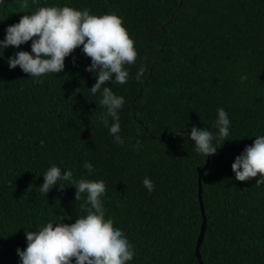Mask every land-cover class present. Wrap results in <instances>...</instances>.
I'll return each mask as SVG.
<instances>
[{"label":"trees","instance_id":"1","mask_svg":"<svg viewBox=\"0 0 264 264\" xmlns=\"http://www.w3.org/2000/svg\"><path fill=\"white\" fill-rule=\"evenodd\" d=\"M39 6L122 18L136 61L125 85L108 86L125 101L118 114L124 143L114 145L101 122L106 110L89 90L96 81L85 71L91 59L82 46L62 73L42 83L7 64L16 52H30V41L0 49V264H19L25 229L70 224L86 214V196L76 200L68 183L40 193L52 165L105 184V219L135 246L130 264H200V175L207 224L202 262L264 264V185L256 186L259 177L237 181L231 167L254 136L264 135V0H40ZM37 7L4 0L0 40ZM221 107L230 135L206 167L209 157L176 131H216ZM145 177L154 182L151 193Z\"/></svg>","mask_w":264,"mask_h":264},{"label":"clouds","instance_id":"2","mask_svg":"<svg viewBox=\"0 0 264 264\" xmlns=\"http://www.w3.org/2000/svg\"><path fill=\"white\" fill-rule=\"evenodd\" d=\"M37 5L31 14L23 15L18 23L5 30L0 49L20 48L31 42V51H18L7 58V64L14 70L19 67L36 83H42L48 74H59L65 70V60L77 48L91 59L85 71L93 74L95 84L89 89L93 96L99 94V106L106 111L101 122L107 129L112 143L122 146L118 114L125 103L123 98L108 86L125 85L129 73L126 70L136 61L133 42L123 26L122 18L115 13L102 16L90 13V10H78L69 6H39L40 0H31ZM4 0H0V5ZM28 6V0H24ZM3 58V56H0ZM75 63V61H74ZM144 69L136 73L135 80L141 82ZM247 76L241 77L243 83ZM231 121L224 108L217 109L215 129L192 126L190 132L176 131L188 135L194 143L197 155L210 157L217 153V144L222 146L230 135ZM254 142L244 148L235 157L232 171L237 181L257 178L256 186L264 185V135H256ZM83 167L89 173L95 169L91 162ZM44 182L38 187L40 193L48 196L53 188H63L64 183L76 189V200L86 196L84 204L86 214L73 223L49 221L46 225L25 229L27 247L17 249L19 264H130L136 255L135 246L126 234L114 227L111 219H105L102 201L105 197V184L90 179H76L71 169L52 165L42 175ZM143 186L151 193L154 182L145 177Z\"/></svg>","mask_w":264,"mask_h":264},{"label":"water","instance_id":"3","mask_svg":"<svg viewBox=\"0 0 264 264\" xmlns=\"http://www.w3.org/2000/svg\"><path fill=\"white\" fill-rule=\"evenodd\" d=\"M209 162H210V157L208 158V163H207L206 167L208 166ZM206 167H205V169H206ZM199 185H200L199 199H200V204H201V208H202V214H203L204 221H203V226H202V229H201V234H200V237H199V240H198V245H197V250H196V256H197L198 260L200 261V264H204L202 262L201 246H202L203 241H204L207 224H206L205 209H204L203 197H202V180H201V175H200V178H199Z\"/></svg>","mask_w":264,"mask_h":264}]
</instances>
